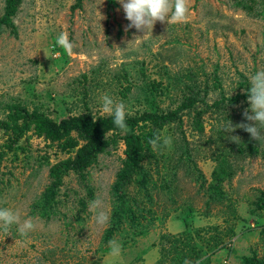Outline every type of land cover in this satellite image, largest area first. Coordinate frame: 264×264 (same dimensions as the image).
<instances>
[{"label": "rangeland", "instance_id": "1", "mask_svg": "<svg viewBox=\"0 0 264 264\" xmlns=\"http://www.w3.org/2000/svg\"><path fill=\"white\" fill-rule=\"evenodd\" d=\"M242 2L249 8L238 6ZM77 4L23 0L14 18L17 36L0 30V120L17 102L56 121L85 113L108 116L100 113L105 94L123 102L127 116L151 111V102L166 112L182 104L194 85L212 106L245 94L250 75L264 70V0H188L187 22H157L141 41L135 39L143 33L125 31L129 22L118 0ZM4 8L0 0V18ZM61 32L68 33L72 55L55 45ZM197 106L205 111L202 129L195 128L192 113L181 125L159 131L172 138L171 147L153 150L145 160L146 187L133 182L126 189L148 231L137 235L124 224L113 238L122 245L119 256L109 254L103 237L111 225L124 144L100 155L85 179L67 175L56 207L44 215L40 208L52 181L50 168L68 155L33 133L9 149L7 134L0 131V207L37 223L27 237L15 227L0 232V264L264 261V143L242 129L230 134L241 138L233 143L223 131L229 121L247 122L248 98L219 108ZM220 159L231 174L222 184L223 197L210 190ZM96 199L109 216L105 225L94 219Z\"/></svg>", "mask_w": 264, "mask_h": 264}, {"label": "trees", "instance_id": "2", "mask_svg": "<svg viewBox=\"0 0 264 264\" xmlns=\"http://www.w3.org/2000/svg\"><path fill=\"white\" fill-rule=\"evenodd\" d=\"M81 2L82 0H78L77 6H80ZM22 4L23 0H5L4 13L0 18V30L2 28L9 29L12 34L17 36L14 18ZM238 6L249 8L243 2ZM190 88L191 86L188 89ZM197 89L198 86L194 85L188 95L184 94L182 104L176 109L160 111L151 102L150 106L153 107L151 111L148 110L136 116H126L127 133H122L114 125L111 116H94L91 113H85L56 121L47 113L39 109L31 111L20 102L8 106L6 118L0 120V131L7 134L9 149L14 148L27 134L33 133V135L50 142V145H56L61 153L68 155V158L50 168L49 176L52 181L43 196L40 208L44 215L56 207L59 190L67 175L73 172L81 179H85L87 171L97 162L100 155L107 153L110 148H116L121 142L124 144L125 159L116 175L112 190L116 199L113 205L111 225L103 237V242L107 244L126 223L137 230L135 232L137 235H143L148 231V227L141 222L144 216L131 203L126 189L133 182H136L140 188L146 187L148 184L143 164L153 155V149L148 143L153 134L174 123L181 125L183 117L192 113L195 114V128L201 130L200 120L205 111L198 109L199 102L205 103L207 108H212L213 106L220 107L226 102L234 105L241 99L248 98L247 90L245 94L223 97L222 100L209 106L205 99L200 98L201 95ZM151 92L153 93V91ZM185 153L188 154L187 151ZM224 165L225 161L220 159L219 169L213 174L215 182L210 184V190L215 196L223 197L222 184L227 177L231 176L225 170ZM89 193L91 194V191ZM249 261L250 259L246 258L245 262L251 264ZM183 263L184 261L181 262V264ZM255 264H264V261L258 260Z\"/></svg>", "mask_w": 264, "mask_h": 264}, {"label": "clouds", "instance_id": "3", "mask_svg": "<svg viewBox=\"0 0 264 264\" xmlns=\"http://www.w3.org/2000/svg\"><path fill=\"white\" fill-rule=\"evenodd\" d=\"M121 4L126 20L129 22L125 26V31L136 29L143 33V37H137L135 41H141L147 38L149 31L152 32L157 22L172 24H182L187 22L189 15L188 0H118ZM55 45L62 48L68 55H72L73 44L69 40L67 32H61L55 39ZM59 55V53H57ZM250 87L248 88L249 109L243 112L244 120L237 125L231 121L224 126L223 131L229 135L226 136L233 143H240L241 138L236 135H230L237 129L250 134L252 140L264 143V70H259L250 75ZM101 115H108L113 118L114 125L127 133L128 125L126 116L129 114L126 105L123 102L114 101V99L105 94L101 97ZM94 118V117H93ZM95 121V120H94ZM154 151L163 148H170L172 138L164 136L157 132L148 140ZM91 209L94 211V219L97 224L105 225L109 221L108 214L104 211L103 201L96 199L91 203ZM15 227L21 237H27L29 233L37 228V223L32 217L22 219L18 210L0 207V232L8 233ZM109 254L119 256L122 251V245L115 239L108 241ZM184 264H193L190 260H185ZM196 264H200L197 261Z\"/></svg>", "mask_w": 264, "mask_h": 264}]
</instances>
